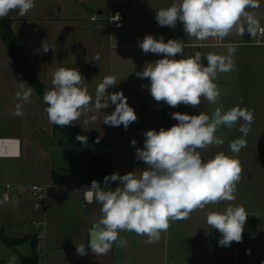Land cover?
Returning a JSON list of instances; mask_svg holds the SVG:
<instances>
[{
	"label": "clouds",
	"instance_id": "1",
	"mask_svg": "<svg viewBox=\"0 0 264 264\" xmlns=\"http://www.w3.org/2000/svg\"><path fill=\"white\" fill-rule=\"evenodd\" d=\"M35 5V0H0V18L10 12L24 16ZM259 0H180L166 9L156 11V20L161 27L175 28L177 21L182 22L183 31L188 37L198 41L214 39L223 41L235 29L239 35L245 32L255 36L264 32L255 12L248 9L258 8ZM95 19V17H93ZM115 20H119L116 16ZM119 26V25H118ZM144 53L163 55L164 58L147 63L136 75L150 80L148 87L151 96L157 102L163 101L170 107L183 104L198 108L201 100L216 104L222 90L215 83L218 73L229 72L234 68L232 56L235 46L227 45L228 55L197 51L185 57V45L182 40L169 39L164 42L146 35L139 44ZM43 52H55L56 45L48 40L42 42ZM177 55L182 58L175 59ZM206 58L207 66L201 62ZM99 54L94 60H99ZM116 78L106 75L95 90V96L89 94L85 79L77 68L58 67L51 73V88L45 89L43 102L48 122L60 127L73 125L85 114L93 110L101 111L111 105L115 109L111 114L103 115V124L125 130L137 120V114L127 103L123 92L108 93L109 87L117 85ZM15 99L21 101L15 105L14 115L24 116V106L31 103L33 88L26 82H19ZM242 103V101H241ZM171 117L178 121L167 130H147L143 133V148H136V159L143 161L146 168L125 175L113 173L105 176L104 184L119 181L114 190L101 187L93 180L84 193L85 201L101 205V218L94 223L89 232V247L96 256L107 254L114 243L126 247L127 239L120 232H134L147 237L145 243L152 244L160 240L170 221L188 219L195 210H203L210 204L234 201L237 184L241 180L243 168L236 156L218 152L204 162L198 149L223 145L224 140L216 135L221 127L233 128L239 123L241 137L230 142V151L238 154L247 146L246 137L254 122L253 112L247 108L234 106L227 110L216 107L211 115L199 113L174 112ZM92 115L83 120V124L94 122ZM242 122V123H241ZM81 144L87 143V137L77 135ZM99 142V138H97ZM133 147L137 141L132 140ZM7 200V196L4 198ZM0 203H3L0 201ZM248 213L243 206H232L225 211H209L206 223L218 230L222 236L220 246L228 247L232 242H242L244 226ZM77 253L86 255L85 246L77 247ZM15 255L8 264H16Z\"/></svg>",
	"mask_w": 264,
	"mask_h": 264
},
{
	"label": "crops",
	"instance_id": "2",
	"mask_svg": "<svg viewBox=\"0 0 264 264\" xmlns=\"http://www.w3.org/2000/svg\"><path fill=\"white\" fill-rule=\"evenodd\" d=\"M88 1L35 0L34 7L24 16H20L14 11L0 19L11 21L12 32L22 47L25 57L37 77L46 86L51 88V73L58 67L77 68L85 79L89 94L93 97L97 85L102 82L106 75H112L116 78L117 85L109 87L108 93L122 91L127 98V103L136 112L137 120L131 123L127 130L123 125L116 128L103 124V115L105 113L111 114L115 109V105L110 104L109 107L101 109V111L93 110L85 114L80 120L70 125L105 137L107 139L106 144L88 145L100 147L98 152L103 158L104 146L107 147L111 141L114 144L116 129L120 131L119 136H117L118 139L123 142L127 149L138 146L143 148L145 141L143 133L145 131H159L162 127L166 129V103L155 101L149 88L144 87L145 85L150 86V80L147 78L141 79L136 75L137 72L143 71L147 63L162 59L164 56L162 54L144 53L139 46L141 40L131 41L132 37H128L131 23L125 11L127 0H90L92 3L95 1L96 6ZM110 8L125 11L123 28L112 27L107 21L103 20ZM129 12L133 13L134 10L129 9ZM96 14L101 17L99 20L92 21L91 18ZM142 30L147 31L146 28ZM46 40L56 45L55 52L52 50L47 53L43 52L42 42ZM192 43V55L200 49L209 53L211 47H225L229 44L235 46L236 51L233 55L235 73L231 76L232 78L229 77L230 79H216L215 81L222 90L220 98L228 100V103L225 102L226 104L222 109L227 110L238 105L252 111L254 122L251 124V130L246 140L248 144L254 142V146L264 148V36L260 39L257 34L255 41H251V36L249 40H240L236 36V39L231 43L213 44L208 41ZM97 54L100 58L94 60ZM116 65H118L117 71L119 72L117 75L115 73ZM10 79H14L16 83H19L24 82L25 77L12 60L9 50L0 35V80L8 82ZM214 109L213 104L202 98L200 106L191 108L190 113L191 115H198L199 113L211 115ZM92 115H95L97 119L84 125L83 120L89 119ZM238 129L239 123L231 129L221 126L216 134H219L225 140L230 136H236V132L241 136L242 134ZM0 138L18 140V146L13 148V155H0V188L4 190L2 192L3 199L7 191L5 185H12L8 190L10 200L4 199L5 204H0V235L17 239L34 233L32 220L38 217V214L33 210L32 198L29 193V186L37 182L26 181L21 178L20 161L22 158L29 154L32 155L33 149L36 148V152L38 149L41 154H39L40 158L35 166L36 173L39 175L38 178L43 180L39 183L47 185L60 184V180L63 182V178L61 174L55 172L51 155L48 160V152L42 148V145L37 143V140L34 142L32 138H27L26 134L23 137L16 135L10 137L0 136ZM132 140L137 141L135 147L131 144ZM23 146L30 147V151L28 150L25 154ZM107 165L109 164L107 163ZM93 171H97L99 175V170ZM55 175H57V178H55ZM107 186H110V184ZM25 192L29 193L30 201L25 199ZM91 227H88V231L91 230ZM86 239L87 244L84 246L87 259L83 264L92 262V260L95 263L97 259L105 264H118V253L129 252L128 249L118 247L114 243L107 254L96 256L90 250L89 235ZM27 243L31 245L28 240L12 248L19 256L16 264L20 262L21 256H31L30 253H25L24 246ZM81 257L77 251H74L73 263L79 264ZM0 264L8 263L4 261ZM121 264L127 263L122 261Z\"/></svg>",
	"mask_w": 264,
	"mask_h": 264
},
{
	"label": "rangeland",
	"instance_id": "3",
	"mask_svg": "<svg viewBox=\"0 0 264 264\" xmlns=\"http://www.w3.org/2000/svg\"><path fill=\"white\" fill-rule=\"evenodd\" d=\"M88 2L92 3L90 0ZM173 3L178 4L180 0H127L125 11L131 23L128 33V37H132L131 41H142L146 35H152L156 39L163 36L164 42L169 39L182 40L185 45V57L191 56L192 42L198 40L185 34L182 22L177 21L175 28H169L161 27L156 20V11L166 9ZM259 5L258 8L248 9V11L255 12L260 24L264 25V0H259ZM94 6H96L95 3ZM129 9L134 12H129ZM145 28L147 31L142 30ZM236 36L240 40H246L244 35H239L234 29L223 42L231 43L236 39ZM256 39L257 34L251 36V41ZM206 41L217 43V40L211 38ZM211 51L215 54L228 55L227 46L211 47L209 53ZM199 52L202 53V56L208 54L206 50L200 49ZM180 58H182L180 55L175 57V59ZM206 61V58L202 57L201 62L204 66H206ZM117 66L116 75L119 73ZM234 73V68L229 72L218 73L217 79H230L229 77ZM24 82L27 83L25 79ZM27 84L29 85V83ZM18 87L19 85L14 79H10L8 82L0 80V136L18 135L23 137L26 134L27 138H32L34 142L37 140V143L48 152V160L51 155L55 172L61 174L63 178V182L60 180V184H48L46 212L49 226L45 247L39 253V264H74V251H77V247L87 244L86 237L90 232L88 227L98 222L102 215L99 203L86 204L83 199V192L91 186L93 180L97 181L98 173L93 170H99V162L102 159L98 152L100 147L71 146L61 131L53 130L54 126L48 122L47 114L44 111L46 104L34 89L31 103L24 106V116H15V105L21 103L14 96ZM225 102L228 103V100L220 98L216 104H213V107H223ZM191 108V106L183 104L173 108L166 104V130L178 123L171 117V113L180 112L191 115ZM119 134V129H116L114 144L111 141L107 147L104 146L105 163L107 162L111 166L112 174L125 175L135 171L139 175V172L147 167L143 161L136 159L135 152L139 146L127 149L118 139ZM216 135L220 137L219 134ZM239 137H241L240 134L236 132V136L225 139L223 145L198 149L204 162L213 158L220 151L229 156H236L240 160L243 172L241 180L237 184L235 200L210 204L203 210L193 211L188 219L170 221L168 230L161 233L160 240L156 243L147 244L145 243L147 237L138 236L134 232H120L119 236L127 239V246L122 248L128 249L129 252L118 253V264H121L122 261H126L127 264H232V248L220 246L218 241L222 234L206 223V215L209 211L223 212L230 204L243 206L248 213L242 243L252 246L256 252L254 259L242 258L241 264H257L256 260L264 257V239L256 241L252 240L250 236L254 229L264 232V148L254 146V142L247 143V146L242 148L238 154H234L230 151L229 145L232 140ZM31 149L33 148L31 147ZM28 150L30 151V147L23 146L24 153ZM33 151L32 155L24 156L20 161L21 178L26 181L43 182L41 178H38L39 175L35 170L40 153L38 149L36 152V148ZM117 186H120L119 181L111 182L110 186L101 187L114 190ZM77 187L80 188V192L75 191ZM3 191L0 188V201L4 203ZM25 199L31 200L28 192H25ZM24 249L25 253L31 255L32 247L29 243L24 246ZM13 255L18 261L17 252L0 240V263H4V261L8 263ZM81 256L79 264H83L87 259L86 255ZM87 264L105 263L97 259L95 263L92 260Z\"/></svg>",
	"mask_w": 264,
	"mask_h": 264
},
{
	"label": "trees",
	"instance_id": "4",
	"mask_svg": "<svg viewBox=\"0 0 264 264\" xmlns=\"http://www.w3.org/2000/svg\"><path fill=\"white\" fill-rule=\"evenodd\" d=\"M0 35L4 43L6 44L10 56L14 63L16 64L17 68L20 72L24 75L26 81L30 84V86L35 90V92L41 97L43 100V93L45 89H50V87L46 86L36 75L32 66L28 62L27 58L25 57L22 47L20 46L16 36L12 32L11 29V21L10 20H3L0 19ZM47 107V105H46ZM54 130L61 131L65 137L68 139V142L72 146H83V145H98V144H106L107 139L103 136L98 134H94L85 130L78 129L73 126L67 127H60L57 125H53ZM77 135H83L87 137V143L81 144L79 141L76 140ZM97 138H99V142H97ZM112 174V169L109 165L105 163V158L103 157L99 162V175H98V182L104 183L105 176H110ZM111 184V182L109 183ZM1 240L10 248H15L16 246L23 244L26 241H30L33 252L29 257L21 256L20 262L18 264H39V254L37 252L38 246V238L32 234L23 236L21 238L12 239L6 238L3 235H0Z\"/></svg>",
	"mask_w": 264,
	"mask_h": 264
},
{
	"label": "built area",
	"instance_id": "5",
	"mask_svg": "<svg viewBox=\"0 0 264 264\" xmlns=\"http://www.w3.org/2000/svg\"><path fill=\"white\" fill-rule=\"evenodd\" d=\"M96 1H99V0H96ZM117 15L119 16V20H115ZM93 17H95V19H93ZM93 17L91 18V20L96 21V20H99L101 16L99 14H96ZM103 20L107 21L109 25L112 27L123 28L124 22H125V11L110 8L109 12L104 17ZM261 27H264V25H261ZM257 34L260 39L264 36V32H257ZM223 43H224L223 41L217 40L216 44H223ZM16 140L17 139L0 138V147L8 148L7 149L8 154L0 153V155H13V148L16 147ZM8 141H15V143L9 144ZM9 149H11L12 152H10ZM5 187L7 191L4 194V198L5 196H7V200H10V193L8 190L12 186L11 184H6ZM47 189H48V185L43 184V183L31 184L29 186V193L32 198L33 210L38 214V217L32 220V225L34 227L33 234L39 240L38 246H37L38 254L42 252L43 248L45 247L46 240H47V231H48V217H47V212H46ZM75 191L80 192V188L79 187L75 188ZM85 191L83 192V199H84V202L88 204L84 198ZM250 236L252 240L258 241V240L264 239V232L263 230H260V229H254ZM42 242L43 244L41 245ZM228 247H231L233 250L232 264H241L242 258L254 259L256 256V252L254 248L249 245H244L242 242H239V243L232 242L231 245ZM256 261H257V264H264V257H261L260 259Z\"/></svg>",
	"mask_w": 264,
	"mask_h": 264
},
{
	"label": "bare ground",
	"instance_id": "6",
	"mask_svg": "<svg viewBox=\"0 0 264 264\" xmlns=\"http://www.w3.org/2000/svg\"><path fill=\"white\" fill-rule=\"evenodd\" d=\"M8 142H9V144L15 143V141H8ZM16 146H18V141L17 140H16ZM7 149L8 148H6V147H0V153H6V154H8ZM9 151L12 152L11 149H9Z\"/></svg>",
	"mask_w": 264,
	"mask_h": 264
},
{
	"label": "water",
	"instance_id": "7",
	"mask_svg": "<svg viewBox=\"0 0 264 264\" xmlns=\"http://www.w3.org/2000/svg\"><path fill=\"white\" fill-rule=\"evenodd\" d=\"M244 36H245V38H246L247 40L250 39V34H248L247 32L244 33Z\"/></svg>",
	"mask_w": 264,
	"mask_h": 264
}]
</instances>
